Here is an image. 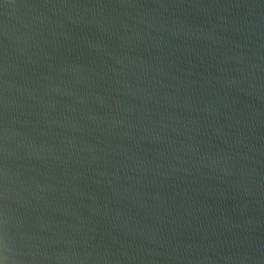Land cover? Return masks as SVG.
Segmentation results:
<instances>
[{
	"label": "water",
	"instance_id": "95a60500",
	"mask_svg": "<svg viewBox=\"0 0 264 264\" xmlns=\"http://www.w3.org/2000/svg\"><path fill=\"white\" fill-rule=\"evenodd\" d=\"M0 264H264V0H0Z\"/></svg>",
	"mask_w": 264,
	"mask_h": 264
}]
</instances>
